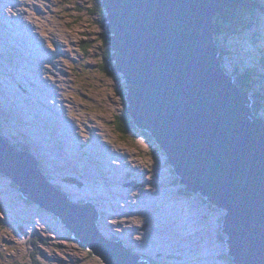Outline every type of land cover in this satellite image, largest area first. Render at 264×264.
Instances as JSON below:
<instances>
[{
  "label": "rangeland",
  "instance_id": "rangeland-1",
  "mask_svg": "<svg viewBox=\"0 0 264 264\" xmlns=\"http://www.w3.org/2000/svg\"><path fill=\"white\" fill-rule=\"evenodd\" d=\"M94 4L0 0V127L28 151L30 143V157L68 199L94 202L99 231L123 240L127 251L150 264H230L221 232L224 212L198 194L181 192L164 152L145 131H118L125 111L119 91L125 84L120 73L99 69L105 29L91 11ZM253 14L264 28V14ZM235 43L224 41L223 69L230 75L240 61L256 71L252 56L261 43L250 38ZM255 116L264 121L259 112ZM52 129L63 137L57 136L56 148L63 140L68 161L58 148L50 149ZM45 149L53 150L58 162L48 160ZM140 172L144 176L138 177ZM69 236L56 217L28 203L0 175V264H28L33 252L44 264H103Z\"/></svg>",
  "mask_w": 264,
  "mask_h": 264
},
{
  "label": "water",
  "instance_id": "water-1",
  "mask_svg": "<svg viewBox=\"0 0 264 264\" xmlns=\"http://www.w3.org/2000/svg\"><path fill=\"white\" fill-rule=\"evenodd\" d=\"M230 2L100 0L101 22L133 126L164 152L183 190L227 211L221 232L233 262L264 264V121L221 67L213 25ZM0 175L103 264H150L105 238L93 204L68 199L1 138Z\"/></svg>",
  "mask_w": 264,
  "mask_h": 264
},
{
  "label": "trees",
  "instance_id": "trees-1",
  "mask_svg": "<svg viewBox=\"0 0 264 264\" xmlns=\"http://www.w3.org/2000/svg\"><path fill=\"white\" fill-rule=\"evenodd\" d=\"M255 0H231L230 4L224 9V11L214 17V25H215V38L218 43L219 48V59L222 60L225 54L226 46L224 45V41L230 40V47L236 46L237 39L243 38L244 40L251 39L252 42L256 43L257 36L260 34L262 35L260 31L262 28H258L257 26V17L254 13L255 10L258 11H264V8H259V5L257 2H254ZM257 1V0H256ZM92 13H95L99 15V17L103 18L104 11L100 5V0H95L94 7L91 9ZM103 26V24H102ZM258 30L260 33H257ZM264 32V31H263ZM223 41V44L221 42ZM101 42L106 45V48L102 52L100 56V62H99V69L108 75H112V71L110 70L111 61L110 59V51L109 46H107V35L105 32H102L101 34ZM221 42V44H219ZM253 44V43H252ZM234 55L238 54V51L236 48L233 50ZM259 53L261 51L259 50ZM260 56V55H259ZM252 61L257 67L264 68V57L261 54V57L258 59V57L255 59L254 56H252ZM240 65L233 67V69L229 70V73L234 76V83L242 90L248 93L249 98L252 100V111L255 115H257V112L260 113L261 116L264 117V114L262 111H264V87L263 84V75L260 73H257L253 70V66L248 65H242L239 61ZM234 74V75H233ZM122 87H124L122 85ZM121 98L124 102V96H125V90L122 88L120 91ZM125 104V102H124ZM262 110V111H261ZM118 131L121 134H128L130 131L135 130V128L131 122V119L124 111V117L118 120ZM0 134L1 136L8 140L15 149L27 152V148L25 145L18 141H12L9 140V137L4 132V130L0 127ZM143 134L146 136V139L149 141H152L150 135L147 132H143ZM38 170H40L41 174L45 175V172L42 168V166L37 163ZM55 188L58 190H62L61 187L55 184ZM181 192L183 194H189V192L184 191L183 188L181 189ZM90 201V200H86ZM92 204L95 205L94 202L90 201ZM30 203V202H28ZM96 206V205H95ZM98 228L100 226L97 223ZM103 235V234H102ZM105 238H108L107 236H104ZM71 241L77 242L75 239H73L71 236L68 237ZM112 240H117L116 237H112ZM37 254V253H36ZM225 259L231 264V258L224 254ZM142 258H145L142 256ZM28 264H44L39 257L35 256V253L30 256V262Z\"/></svg>",
  "mask_w": 264,
  "mask_h": 264
},
{
  "label": "bare ground",
  "instance_id": "bare-ground-1",
  "mask_svg": "<svg viewBox=\"0 0 264 264\" xmlns=\"http://www.w3.org/2000/svg\"><path fill=\"white\" fill-rule=\"evenodd\" d=\"M254 2H257L258 3V5H259V8H264V1L263 0H255ZM259 12H261V13H263L264 14V11H259ZM218 15V14H217ZM216 15H214L213 16V25H214V17H215ZM215 26V25H214ZM264 28H262V30H261V33H263L261 36H259V39L257 40V42L256 43H261L260 44V47H258V48H256L255 49V51H254V53L257 55V56H254L255 57V59L258 57V59L261 57V56H259V54H262L263 53V57H264V38H262V37H264ZM15 32V31H14ZM18 34V32H16V33H14V35L16 36ZM18 36V35H17ZM25 39V38H24ZM22 40H23V38H22ZM216 43H217V41H216ZM255 43V44H256ZM23 45H25L26 46V48H27V46L30 48L29 50H33V48H31V45L30 44H28V43H23ZM217 45H218V43H217ZM14 47V46H13ZM259 50L261 51V53H259ZM225 51H228V50H225ZM32 55H34V54H32ZM36 58V57H35ZM37 59H38V57H37ZM220 60V59H219ZM220 62H221V67L223 68L224 66H223V64H222V61L220 60ZM255 70L256 71H260V73L263 75V80H264V68H262V67H256L255 68ZM228 74V73H227ZM229 75V74H228ZM234 75V74H233ZM230 76H232L231 74H230ZM232 78H233V82H234V76H232ZM124 79V78H123ZM124 84H125V79H124ZM240 89V88H239ZM241 90V89H240ZM242 91V90H241ZM245 92V91H244ZM247 93V92H246ZM247 95H248V93H247ZM249 97V96H248ZM251 100V99H250ZM252 101V100H251ZM125 112H126V110H125ZM3 118V117H2ZM49 124V123H48ZM60 124V123H59ZM63 125V124H62ZM61 124H60V126H62ZM64 126V125H63ZM53 130V132H54V134L53 135H51V136H49L50 137V139L53 141V144H52V146H53V148L50 146V149H53L54 150V146H55V149H57L58 147H60V145H58L57 143H58V141L57 140H60V139H57V136L59 137V138H61V139H63V137L62 136H59V134H60V132L59 131H57V130H54V129H52ZM55 137V138H54ZM0 138L3 140V141H5V142H7V143H10L8 140H6V139H4L2 136H1V134H0ZM63 140H62V147L61 148H58L57 150H56V153H60V154H63V151L65 150L64 148L65 147H67V146H63ZM11 144V143H10ZM29 148H30V150L28 151L29 153H31L32 154V152H33V150H32V148H31V146H30V143H29ZM56 146H58L57 148H56ZM17 150V149H16ZM46 150V149H45ZM45 150H42V151H45ZM52 150V151H53ZM17 151H19V150H17ZM50 151V150H49ZM52 151H50V152H48L47 150H46V156H47V159L48 160H54L55 162H58V160L57 159H55L54 158V156H52ZM60 151V152H59ZM22 152V151H21ZM28 152H26L28 155H29V153ZM88 152V151H87ZM96 152V154L98 155V156H100L101 157V150L99 149V151H95ZM59 154V155H60ZM30 156V155H29ZM68 156L69 155H67V156H64V154H63V159H65V160H67L68 161ZM166 156V155H165ZM50 157V158H49ZM31 158V157H30ZM36 158L38 159V155L36 154ZM32 159V158H31ZM96 159V158H95ZM167 159V158H166ZM33 160V159H32ZM47 160V161H48ZM97 160H99V159H97ZM33 162L36 164V166H37V163H38V161L36 162V160H33ZM40 163V162H39ZM167 163H168V161H167ZM169 164V163H168ZM129 165V164H128ZM170 165V164H169ZM171 166V165H170ZM104 167V166H103ZM44 168H46L45 166H44ZM171 168H172V171L175 173V171L173 170V167L171 166ZM105 169L106 168H104V171H105ZM89 170V169H88ZM45 171H46V173H48V172H50L49 170H46L45 169ZM92 172V171H91ZM105 172H107V171H105ZM87 173V172H86ZM108 173V172H107ZM93 174V173H92ZM96 174V173H95ZM43 175V174H42ZM175 175L178 177V180H179V176L175 173ZM44 177H45V179H46V181L47 182H49L50 183V180L49 179H47V176H46V174L45 175H43ZM106 176H107V174H106ZM137 176L138 177H142V176H144V172H140V173H138L137 174ZM179 182V181H178ZM51 184V183H50ZM52 186H54L55 187V185H53V184H51ZM134 185V184H133ZM148 185V184H147ZM183 186V189H185L186 187H187V185L186 184H183L182 185ZM58 190V189H57ZM59 191V190H58ZM149 191V190H148ZM184 191H187V192H189V193H195V194H198L200 197H202V198H204L205 199V201L206 202H208L210 205H212V206H214V207H216L217 209H221L224 213H223V215H225L226 214V210L225 209H222V208H220V207H217V206H215V204H212L211 202H209V201H207L206 200V198H207V196L206 195H204V196H202L201 194H200V192H198V191H196V192H191L190 190H184ZM63 193V192H62ZM65 193V192H64ZM63 193V194H64ZM155 196V195H154ZM75 203H77V202H75ZM90 203V202H89ZM92 204V203H91ZM94 205V204H93ZM94 207H95V205H94ZM173 211V210H172ZM98 212V211H97ZM101 214V213H100ZM174 215V214H173ZM98 216H100L99 215V213H98ZM224 218V216L222 217V221H221V231L223 230V227H222V225H223V219ZM101 231V230H100ZM134 232V231H133ZM101 233H103L102 231H101ZM226 234L225 233H223V236H224V242H225V240H228L227 238V235L225 236ZM103 236H105V234L103 233ZM108 237V240L110 239V240H112L111 239V237L110 236H107ZM113 237V236H112ZM137 239V238H136ZM118 240V239H117ZM121 241V240H120ZM138 242V241H137ZM122 243L124 244V242H123V240H122ZM136 244V243H135ZM226 244V249H227V252H226V254L231 258V262H232V264H235L234 262H233V259H234V257L232 256V255H229L228 254V251H229V249L227 248V243H225ZM125 246V245H124ZM126 247V246H125ZM130 248V247H129ZM136 255H138V254H136ZM139 257H141L140 255H138ZM173 256V255H172ZM98 257V256H97ZM145 259V258H144Z\"/></svg>",
  "mask_w": 264,
  "mask_h": 264
}]
</instances>
